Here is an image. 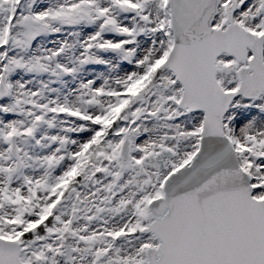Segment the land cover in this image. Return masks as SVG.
Returning <instances> with one entry per match:
<instances>
[{
  "label": "snow or ice",
  "instance_id": "1",
  "mask_svg": "<svg viewBox=\"0 0 264 264\" xmlns=\"http://www.w3.org/2000/svg\"><path fill=\"white\" fill-rule=\"evenodd\" d=\"M0 264H264V0H0Z\"/></svg>",
  "mask_w": 264,
  "mask_h": 264
}]
</instances>
